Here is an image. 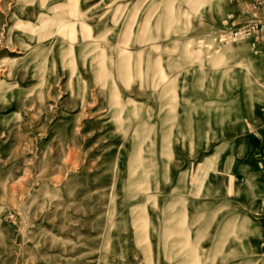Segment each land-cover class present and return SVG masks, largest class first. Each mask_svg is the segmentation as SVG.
Wrapping results in <instances>:
<instances>
[{"label":"rangeland","instance_id":"374dc122","mask_svg":"<svg viewBox=\"0 0 264 264\" xmlns=\"http://www.w3.org/2000/svg\"><path fill=\"white\" fill-rule=\"evenodd\" d=\"M250 5L0 0V264H264Z\"/></svg>","mask_w":264,"mask_h":264},{"label":"built area","instance_id":"2783aa9c","mask_svg":"<svg viewBox=\"0 0 264 264\" xmlns=\"http://www.w3.org/2000/svg\"><path fill=\"white\" fill-rule=\"evenodd\" d=\"M250 3L252 14L254 15L253 18H249L244 23L233 26L229 31H222L216 42L219 44L237 42L262 34V31L264 32V0H250ZM253 46H255V43H253ZM262 121L258 129L264 135V107L262 108ZM262 180L264 181V172ZM261 207L264 211V199L261 201ZM261 218H264V212H262ZM262 246L264 247V241L262 242Z\"/></svg>","mask_w":264,"mask_h":264},{"label":"crops","instance_id":"0c3cea01","mask_svg":"<svg viewBox=\"0 0 264 264\" xmlns=\"http://www.w3.org/2000/svg\"><path fill=\"white\" fill-rule=\"evenodd\" d=\"M261 133V132H260ZM261 135H262V133H261ZM264 136V135H263Z\"/></svg>","mask_w":264,"mask_h":264}]
</instances>
